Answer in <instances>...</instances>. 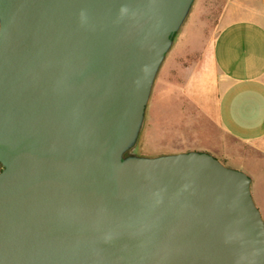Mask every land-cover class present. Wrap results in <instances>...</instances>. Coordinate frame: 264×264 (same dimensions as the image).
Returning a JSON list of instances; mask_svg holds the SVG:
<instances>
[{"label":"water","instance_id":"1","mask_svg":"<svg viewBox=\"0 0 264 264\" xmlns=\"http://www.w3.org/2000/svg\"><path fill=\"white\" fill-rule=\"evenodd\" d=\"M197 0H0V264H264L253 178L133 151Z\"/></svg>","mask_w":264,"mask_h":264},{"label":"rangeland","instance_id":"2","mask_svg":"<svg viewBox=\"0 0 264 264\" xmlns=\"http://www.w3.org/2000/svg\"><path fill=\"white\" fill-rule=\"evenodd\" d=\"M227 2L197 0L188 20L175 36L174 46L159 77H167L170 69L179 61L181 67L189 63L206 64L205 78L196 88L195 97H152L146 128L133 152L142 156H158L191 150L207 151L229 167L244 170L251 177V172L258 171L264 177V164L259 163V158L252 157L251 146L228 136L218 119L216 70L209 54ZM189 46L197 50L194 53L187 51ZM198 76L201 79L202 74L187 77L180 70L176 81L185 87L188 84L193 86Z\"/></svg>","mask_w":264,"mask_h":264},{"label":"crops","instance_id":"3","mask_svg":"<svg viewBox=\"0 0 264 264\" xmlns=\"http://www.w3.org/2000/svg\"><path fill=\"white\" fill-rule=\"evenodd\" d=\"M218 27L209 59L216 70L219 123L235 141L250 145L252 157L264 164V0H228ZM205 68L202 63L181 67L177 61L167 77L157 79L153 97H195ZM180 70L187 77H202L185 87L176 81ZM251 174L253 194L264 215V177L258 171Z\"/></svg>","mask_w":264,"mask_h":264},{"label":"flooded vegetation","instance_id":"4","mask_svg":"<svg viewBox=\"0 0 264 264\" xmlns=\"http://www.w3.org/2000/svg\"><path fill=\"white\" fill-rule=\"evenodd\" d=\"M2 166V165H1Z\"/></svg>","mask_w":264,"mask_h":264}]
</instances>
